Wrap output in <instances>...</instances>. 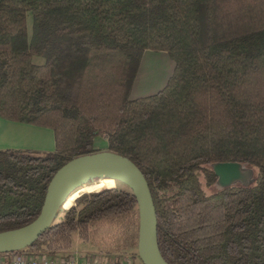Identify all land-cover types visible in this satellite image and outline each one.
I'll list each match as a JSON object with an SVG mask.
<instances>
[{"label": "trees", "instance_id": "trees-1", "mask_svg": "<svg viewBox=\"0 0 264 264\" xmlns=\"http://www.w3.org/2000/svg\"><path fill=\"white\" fill-rule=\"evenodd\" d=\"M146 49L174 69L131 99ZM0 117L54 135L51 151L0 149V232L34 220L55 171L97 152L102 135L146 178L168 264H264V0H0ZM217 162L254 166V182L220 187ZM99 221L116 228L105 250L115 264L140 260L125 184L80 193L30 246L0 257L65 254Z\"/></svg>", "mask_w": 264, "mask_h": 264}, {"label": "water", "instance_id": "water-1", "mask_svg": "<svg viewBox=\"0 0 264 264\" xmlns=\"http://www.w3.org/2000/svg\"><path fill=\"white\" fill-rule=\"evenodd\" d=\"M212 169L220 187L244 178L238 162H217ZM97 176L119 180L131 189L138 208L137 254L142 264H168L158 247L156 212L146 178L129 158L106 150L77 156L59 167L47 185L37 217L24 226L0 232V253L30 246L64 207L68 194L88 178Z\"/></svg>", "mask_w": 264, "mask_h": 264}, {"label": "rangeland", "instance_id": "rangeland-1", "mask_svg": "<svg viewBox=\"0 0 264 264\" xmlns=\"http://www.w3.org/2000/svg\"><path fill=\"white\" fill-rule=\"evenodd\" d=\"M26 24H27V34L29 38L31 35V25H32L30 12L27 13ZM32 61L34 63L39 64L44 62V58L42 56L34 55L32 57ZM173 69H174V61L169 57L167 52L146 49L142 54L136 75L132 82L129 92V98L134 99L158 92L167 83V80L172 74ZM93 147L98 151H104L107 147L106 138L102 135L96 136L93 141ZM242 171L244 178L240 181H236L233 184L251 185L255 179L256 168L252 165H244L242 166ZM90 184L96 186V189L94 191H97L105 187L117 186L123 188L124 186V184L119 180L112 179L110 177L97 176V177L88 178L87 180L82 182L79 186L75 187L68 194L64 202L65 208L62 207L57 211L54 218L55 221H59L61 219L63 209H66L69 206H71L67 204L68 198L73 196L76 193V191H79V194L83 192L88 193L86 191H83V189L84 187ZM217 189L218 187L216 185H211L210 187L206 188L207 192H214ZM115 229H116L115 226L111 225L106 221L97 222L92 231L90 242L81 241L78 238L77 234L74 233L72 235V240H73L72 246L68 250V252L69 253H71V251L77 253L82 252V254L89 255V257L92 258L93 260H97L102 263L108 261L115 264V260L117 259V256L114 254H107V252L105 251L108 248L109 242H112L113 237L116 234ZM127 257L130 259V263H127V261L123 260V262H125L126 264H142L137 257L132 258L130 254H128Z\"/></svg>", "mask_w": 264, "mask_h": 264}, {"label": "crops", "instance_id": "crops-1", "mask_svg": "<svg viewBox=\"0 0 264 264\" xmlns=\"http://www.w3.org/2000/svg\"><path fill=\"white\" fill-rule=\"evenodd\" d=\"M5 148L51 151L54 149V135L49 128L0 117V149ZM78 254L81 260L90 259L89 255L82 254V252ZM123 260L130 263L127 256L122 258V262ZM123 264L126 263L123 262Z\"/></svg>", "mask_w": 264, "mask_h": 264}, {"label": "built area", "instance_id": "built-area-1", "mask_svg": "<svg viewBox=\"0 0 264 264\" xmlns=\"http://www.w3.org/2000/svg\"><path fill=\"white\" fill-rule=\"evenodd\" d=\"M65 208V207H64ZM67 209V208H66ZM0 264H113L112 262H99L92 258L81 260L77 252L49 256L40 254L31 256L24 253L11 254L8 257H0ZM117 264H123L122 260Z\"/></svg>", "mask_w": 264, "mask_h": 264}, {"label": "bare ground", "instance_id": "bare-ground-1", "mask_svg": "<svg viewBox=\"0 0 264 264\" xmlns=\"http://www.w3.org/2000/svg\"><path fill=\"white\" fill-rule=\"evenodd\" d=\"M95 189H96V186L93 185V184H90V185L84 187L83 191L91 192V191H94ZM78 194H79V191H76V193L73 196H71L70 198H68L67 204L68 205H72L73 202H74V199L78 196Z\"/></svg>", "mask_w": 264, "mask_h": 264}]
</instances>
